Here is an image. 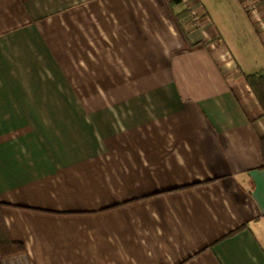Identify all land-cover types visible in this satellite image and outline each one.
<instances>
[{"label":"crops","instance_id":"obj_1","mask_svg":"<svg viewBox=\"0 0 264 264\" xmlns=\"http://www.w3.org/2000/svg\"><path fill=\"white\" fill-rule=\"evenodd\" d=\"M168 1L0 0L1 218L28 264H264L258 72ZM238 2L264 47V0Z\"/></svg>","mask_w":264,"mask_h":264},{"label":"rangeland","instance_id":"obj_2","mask_svg":"<svg viewBox=\"0 0 264 264\" xmlns=\"http://www.w3.org/2000/svg\"><path fill=\"white\" fill-rule=\"evenodd\" d=\"M205 7L199 18L208 17L224 48L245 74L264 69V47L254 38L238 0H200Z\"/></svg>","mask_w":264,"mask_h":264},{"label":"trees","instance_id":"obj_3","mask_svg":"<svg viewBox=\"0 0 264 264\" xmlns=\"http://www.w3.org/2000/svg\"><path fill=\"white\" fill-rule=\"evenodd\" d=\"M168 6L171 8L179 3V0H169ZM187 15L185 11L176 15L177 20L184 18ZM181 16V17H179ZM245 81L257 100L264 117V69L258 73L245 76ZM260 148L262 154V166L264 169V137L260 139ZM0 204V264H28L26 253L23 247L19 244L11 243L6 237V230L1 218Z\"/></svg>","mask_w":264,"mask_h":264}]
</instances>
